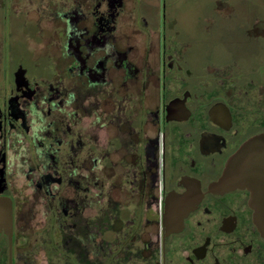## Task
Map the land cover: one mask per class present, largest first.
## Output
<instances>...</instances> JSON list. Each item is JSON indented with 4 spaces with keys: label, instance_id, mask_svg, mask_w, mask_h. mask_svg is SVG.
<instances>
[{
    "label": "flooded vegetation",
    "instance_id": "flooded-vegetation-1",
    "mask_svg": "<svg viewBox=\"0 0 264 264\" xmlns=\"http://www.w3.org/2000/svg\"><path fill=\"white\" fill-rule=\"evenodd\" d=\"M139 3L0 0V264H264V61L194 66Z\"/></svg>",
    "mask_w": 264,
    "mask_h": 264
},
{
    "label": "rangeland",
    "instance_id": "rangeland-1",
    "mask_svg": "<svg viewBox=\"0 0 264 264\" xmlns=\"http://www.w3.org/2000/svg\"><path fill=\"white\" fill-rule=\"evenodd\" d=\"M135 6L153 17L157 32L188 44L194 66L264 61V0H140ZM255 28L262 32L252 35Z\"/></svg>",
    "mask_w": 264,
    "mask_h": 264
},
{
    "label": "water",
    "instance_id": "water-1",
    "mask_svg": "<svg viewBox=\"0 0 264 264\" xmlns=\"http://www.w3.org/2000/svg\"><path fill=\"white\" fill-rule=\"evenodd\" d=\"M262 139L256 138L244 144L238 152L229 160L224 175L218 185L224 188L244 187L248 181L245 176L246 161L250 151L260 149ZM11 207L0 211V216H9L11 218ZM260 229L264 233V220L257 221Z\"/></svg>",
    "mask_w": 264,
    "mask_h": 264
}]
</instances>
